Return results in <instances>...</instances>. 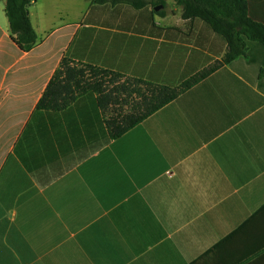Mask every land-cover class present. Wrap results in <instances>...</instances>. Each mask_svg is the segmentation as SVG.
Instances as JSON below:
<instances>
[{"label":"crops","instance_id":"obj_1","mask_svg":"<svg viewBox=\"0 0 264 264\" xmlns=\"http://www.w3.org/2000/svg\"><path fill=\"white\" fill-rule=\"evenodd\" d=\"M99 1L34 0L24 51L0 0V264H264V45L112 138L226 46L174 0ZM63 58L102 84L39 108Z\"/></svg>","mask_w":264,"mask_h":264},{"label":"trees","instance_id":"obj_2","mask_svg":"<svg viewBox=\"0 0 264 264\" xmlns=\"http://www.w3.org/2000/svg\"><path fill=\"white\" fill-rule=\"evenodd\" d=\"M34 0H4V11L9 21L10 35L15 43L24 51H29L37 43V34L31 23L29 7ZM182 7L184 18L202 20L225 43V51L220 60L209 68L186 77L176 86L152 84L147 96H142L134 113L121 118L106 119L109 136L116 138L147 115L151 114L167 102L176 98L182 91L211 73L224 63L245 55L246 41H257L264 45V16L259 17L249 0H174ZM99 3V0H95ZM153 5L165 4V0H152ZM138 6V4H134ZM160 12V11H159ZM88 70L89 78L96 79L99 70L91 66L75 69L69 66V60L63 58L59 68L53 74L42 98L37 106L45 109H61L73 100L76 94L88 90L98 91L101 82L88 80L84 71ZM260 73L264 74V67ZM74 81V87L70 81ZM66 91V100L58 101L57 95ZM72 93V94H70Z\"/></svg>","mask_w":264,"mask_h":264},{"label":"rangeland","instance_id":"obj_3","mask_svg":"<svg viewBox=\"0 0 264 264\" xmlns=\"http://www.w3.org/2000/svg\"><path fill=\"white\" fill-rule=\"evenodd\" d=\"M78 0H76V2L74 3V7L75 8H78L79 6H80V4H78V2H77ZM68 9H71V7H68ZM217 60H220V59H217ZM217 60H212L211 62H209L207 65H204L202 68H200L199 70H197L196 72H194V73H192L191 75H193V74H196V73H198V72H200V71H202V70H204V69H207V68H209L211 65H213L214 64V62H216ZM206 64V63H205ZM190 75V76H191ZM124 107V106H123ZM123 109V108H122ZM121 109V110H122ZM122 113L123 112H121L120 114L122 115Z\"/></svg>","mask_w":264,"mask_h":264},{"label":"water","instance_id":"obj_4","mask_svg":"<svg viewBox=\"0 0 264 264\" xmlns=\"http://www.w3.org/2000/svg\"><path fill=\"white\" fill-rule=\"evenodd\" d=\"M159 6H156L155 9H157Z\"/></svg>","mask_w":264,"mask_h":264}]
</instances>
